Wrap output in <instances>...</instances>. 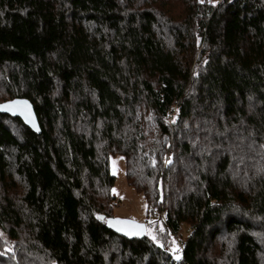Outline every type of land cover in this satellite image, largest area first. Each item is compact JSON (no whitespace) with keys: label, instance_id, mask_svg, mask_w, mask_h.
<instances>
[{"label":"trees","instance_id":"obj_1","mask_svg":"<svg viewBox=\"0 0 264 264\" xmlns=\"http://www.w3.org/2000/svg\"><path fill=\"white\" fill-rule=\"evenodd\" d=\"M16 97L41 132L0 112V264H264V0H0Z\"/></svg>","mask_w":264,"mask_h":264},{"label":"rangeland","instance_id":"obj_2","mask_svg":"<svg viewBox=\"0 0 264 264\" xmlns=\"http://www.w3.org/2000/svg\"><path fill=\"white\" fill-rule=\"evenodd\" d=\"M220 1V0H219ZM110 169L115 175V184L112 187V192L115 195L114 199V214L115 216L133 218L139 221L145 219V201L142 195L130 186L126 179L125 158L122 154H114L110 156ZM161 218L164 219V211H160ZM152 221V220H150ZM152 229L156 223L151 222ZM182 237V236H181ZM179 236L173 238V242L182 245L183 240Z\"/></svg>","mask_w":264,"mask_h":264},{"label":"water","instance_id":"obj_3","mask_svg":"<svg viewBox=\"0 0 264 264\" xmlns=\"http://www.w3.org/2000/svg\"><path fill=\"white\" fill-rule=\"evenodd\" d=\"M17 101L21 103L16 104L15 102ZM0 112L13 117H19L35 133L41 132L34 105L28 98L16 97L3 101L0 103ZM118 221H124L126 223H118ZM137 225L142 227H137ZM108 227L128 239L141 237L147 233V225L145 222L128 217L113 216L108 221Z\"/></svg>","mask_w":264,"mask_h":264},{"label":"snow or ice","instance_id":"obj_4","mask_svg":"<svg viewBox=\"0 0 264 264\" xmlns=\"http://www.w3.org/2000/svg\"><path fill=\"white\" fill-rule=\"evenodd\" d=\"M201 2H203V0H201ZM15 103H16V104H19V103H21V102L17 101V102H15ZM25 103H26V102H25ZM118 223H126V222H124V221H118ZM137 227H142V226L137 225ZM137 234H140V233H137ZM153 239H155V237H153ZM173 243H175V242H173ZM176 258L179 259L180 257L177 255Z\"/></svg>","mask_w":264,"mask_h":264}]
</instances>
